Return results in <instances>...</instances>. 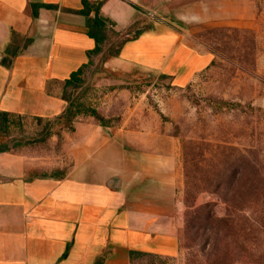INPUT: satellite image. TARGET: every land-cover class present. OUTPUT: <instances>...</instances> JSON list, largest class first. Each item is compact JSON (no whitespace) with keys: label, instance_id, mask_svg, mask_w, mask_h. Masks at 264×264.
Returning a JSON list of instances; mask_svg holds the SVG:
<instances>
[{"label":"rangeland","instance_id":"obj_1","mask_svg":"<svg viewBox=\"0 0 264 264\" xmlns=\"http://www.w3.org/2000/svg\"><path fill=\"white\" fill-rule=\"evenodd\" d=\"M89 3L125 15L134 4L138 16L120 25L107 18L105 53L93 58L82 83L50 88L61 100L57 114L11 118L0 145L13 154L0 155V169L36 167L31 175L62 177L91 148L117 165L107 183L130 192L134 223L157 219L154 229L179 238L176 257L134 254L132 264H264V253L228 248L216 229L229 216L264 222V0ZM156 27L210 55V65L179 85L108 56Z\"/></svg>","mask_w":264,"mask_h":264},{"label":"crops","instance_id":"obj_2","mask_svg":"<svg viewBox=\"0 0 264 264\" xmlns=\"http://www.w3.org/2000/svg\"><path fill=\"white\" fill-rule=\"evenodd\" d=\"M84 1L91 0H0V113L50 118L60 111L61 100L50 88L95 57L90 53L96 41L80 13ZM136 12L134 4L126 15L105 3L100 8V16L118 25L133 24ZM113 58L156 70L179 85L212 61L163 27L127 40ZM11 118L5 126L0 120L4 135ZM111 162L90 148L62 177L31 175L36 167L0 169V264H132L134 254L176 257L177 234L154 229L157 219L141 225L131 219L130 192L107 183L118 173Z\"/></svg>","mask_w":264,"mask_h":264},{"label":"trees","instance_id":"obj_3","mask_svg":"<svg viewBox=\"0 0 264 264\" xmlns=\"http://www.w3.org/2000/svg\"><path fill=\"white\" fill-rule=\"evenodd\" d=\"M46 8H51L50 5H42ZM80 13L87 17V28H88V34L90 37H92L96 41V47L90 53L91 56H97L103 52V45L106 43L108 36L106 34L107 25L104 17L100 16V8L99 7H92L89 2L84 1V9L80 11ZM91 13H94L95 17L90 18ZM34 15L37 16V6L34 5ZM147 31V30H146ZM143 32L145 31H138L136 35L133 37L138 38ZM126 42V41H125ZM123 42L117 51L110 50L108 53V56L117 57L120 54L122 46L125 44ZM106 60V58H104ZM92 63V61L82 66L80 69H78L76 72H74L71 77L64 82L65 87L70 86H78L83 81V76L85 73L86 68ZM71 107L68 108V111L66 114L71 112ZM8 116V118H7ZM12 115L9 113H0V120L1 125L5 126V122L8 119V122L10 120ZM91 116L98 118V120L101 121V118L99 117L98 113L96 111L91 112ZM12 148L9 147L7 144L0 145V153H8L11 152ZM226 219H219L218 225L216 229L218 231V235L224 236V245L226 247L231 246H243L244 249L247 250L248 253L255 252L258 254L264 253V240L258 238L259 236L262 238L264 237V222L262 220L256 221L251 220L248 217H243L239 221H236L235 218ZM256 235V236H255ZM222 241V239H221Z\"/></svg>","mask_w":264,"mask_h":264}]
</instances>
